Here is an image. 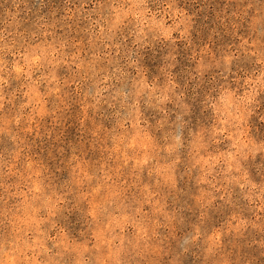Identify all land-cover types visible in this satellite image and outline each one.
Segmentation results:
<instances>
[{
	"label": "rangeland",
	"instance_id": "374dc122",
	"mask_svg": "<svg viewBox=\"0 0 264 264\" xmlns=\"http://www.w3.org/2000/svg\"><path fill=\"white\" fill-rule=\"evenodd\" d=\"M0 264H264V0H0Z\"/></svg>",
	"mask_w": 264,
	"mask_h": 264
}]
</instances>
